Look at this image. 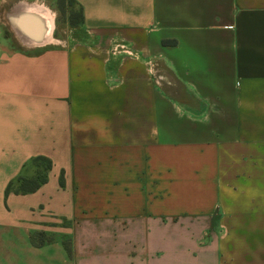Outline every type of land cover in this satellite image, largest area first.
<instances>
[{
    "label": "crops",
    "instance_id": "0c3cea01",
    "mask_svg": "<svg viewBox=\"0 0 264 264\" xmlns=\"http://www.w3.org/2000/svg\"><path fill=\"white\" fill-rule=\"evenodd\" d=\"M0 264H264V0H0Z\"/></svg>",
    "mask_w": 264,
    "mask_h": 264
},
{
    "label": "trees",
    "instance_id": "16d2710c",
    "mask_svg": "<svg viewBox=\"0 0 264 264\" xmlns=\"http://www.w3.org/2000/svg\"><path fill=\"white\" fill-rule=\"evenodd\" d=\"M32 163L36 167L33 174L18 176L15 181L9 183L7 191L11 190L15 193L33 192L46 181V172L50 167V162L44 158H35Z\"/></svg>",
    "mask_w": 264,
    "mask_h": 264
},
{
    "label": "rangeland",
    "instance_id": "374dc122",
    "mask_svg": "<svg viewBox=\"0 0 264 264\" xmlns=\"http://www.w3.org/2000/svg\"><path fill=\"white\" fill-rule=\"evenodd\" d=\"M69 3L70 2L68 1V4ZM70 5H71V3H70ZM71 6L73 7L74 5L72 4ZM56 8H57V12L53 11V13H51L53 15V32H54L55 36H56L57 31L60 35H65L66 25H68L67 22H68V20L70 21V19L72 21L71 22L72 25H79L80 26V18H79V15L76 14V13H78L76 8L71 9L72 13L70 15L67 14L68 10L67 11L64 10L65 8H63L61 1L58 3ZM55 25H56V30H54ZM11 33H12V31H11ZM39 167L41 168V166H39ZM35 168H36L35 165L31 164L29 166V169H27V171H26L27 174L32 173Z\"/></svg>",
    "mask_w": 264,
    "mask_h": 264
},
{
    "label": "bare ground",
    "instance_id": "6f19581e",
    "mask_svg": "<svg viewBox=\"0 0 264 264\" xmlns=\"http://www.w3.org/2000/svg\"><path fill=\"white\" fill-rule=\"evenodd\" d=\"M48 12L49 11L45 12L46 15H44L43 17H46L45 20H44V24H45V27L48 29V34L50 36L51 30L53 28V17Z\"/></svg>",
    "mask_w": 264,
    "mask_h": 264
},
{
    "label": "built area",
    "instance_id": "2783aa9c",
    "mask_svg": "<svg viewBox=\"0 0 264 264\" xmlns=\"http://www.w3.org/2000/svg\"><path fill=\"white\" fill-rule=\"evenodd\" d=\"M126 51V50H125Z\"/></svg>",
    "mask_w": 264,
    "mask_h": 264
}]
</instances>
